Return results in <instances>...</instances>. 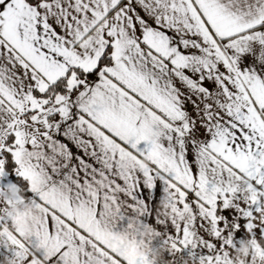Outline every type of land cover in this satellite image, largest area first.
I'll return each instance as SVG.
<instances>
[{
  "label": "snow or ice",
  "instance_id": "1",
  "mask_svg": "<svg viewBox=\"0 0 264 264\" xmlns=\"http://www.w3.org/2000/svg\"><path fill=\"white\" fill-rule=\"evenodd\" d=\"M0 185V264H264V0H0Z\"/></svg>",
  "mask_w": 264,
  "mask_h": 264
},
{
  "label": "crops",
  "instance_id": "2",
  "mask_svg": "<svg viewBox=\"0 0 264 264\" xmlns=\"http://www.w3.org/2000/svg\"><path fill=\"white\" fill-rule=\"evenodd\" d=\"M15 190L17 193H20L18 189L11 188L7 185H0V197L5 196L10 191ZM246 223V221H245ZM123 227L122 223H119L116 225V229L120 230ZM138 239L143 241V244L141 245V251L146 252L149 260L151 261V264H173L172 261H168L164 259V253H165V247L162 245V238H155L152 235V231L150 228H145L143 233L141 234ZM234 239L236 243L235 253L236 250L239 249L240 244L247 238H244L243 235L239 230L236 231L234 234ZM235 259L238 262V264H243V260L240 259L238 255L235 254Z\"/></svg>",
  "mask_w": 264,
  "mask_h": 264
},
{
  "label": "clouds",
  "instance_id": "3",
  "mask_svg": "<svg viewBox=\"0 0 264 264\" xmlns=\"http://www.w3.org/2000/svg\"><path fill=\"white\" fill-rule=\"evenodd\" d=\"M22 198V195L20 193H17L15 190L10 191L8 194H6L3 197H0V204H3L5 201L11 200L13 201V204L10 206H7V210L13 214L20 213L23 215L25 213V207H27V212L29 215H34L36 213V209L31 205L28 204L25 206L24 204L17 203L19 199ZM254 245L251 241V238L245 239L241 244L238 250H236V255L240 257L241 260H243L247 255H249L253 249Z\"/></svg>",
  "mask_w": 264,
  "mask_h": 264
}]
</instances>
